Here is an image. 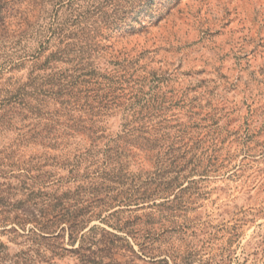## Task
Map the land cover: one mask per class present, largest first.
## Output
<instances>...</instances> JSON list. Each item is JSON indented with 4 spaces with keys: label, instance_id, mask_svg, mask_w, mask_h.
I'll return each mask as SVG.
<instances>
[{
    "label": "rangeland",
    "instance_id": "1",
    "mask_svg": "<svg viewBox=\"0 0 264 264\" xmlns=\"http://www.w3.org/2000/svg\"><path fill=\"white\" fill-rule=\"evenodd\" d=\"M138 112L168 134L161 151H185L177 178L144 185L153 158L121 126ZM107 145L122 174L101 196L155 189L89 221L133 231L135 254L110 264H264V0H0V264H81L50 250L31 263L10 217Z\"/></svg>",
    "mask_w": 264,
    "mask_h": 264
},
{
    "label": "trees",
    "instance_id": "2",
    "mask_svg": "<svg viewBox=\"0 0 264 264\" xmlns=\"http://www.w3.org/2000/svg\"><path fill=\"white\" fill-rule=\"evenodd\" d=\"M113 103L114 100L104 103L99 101L97 106L104 108ZM129 104H131L130 107L133 106V103ZM90 110L92 111L91 106ZM139 114L140 112L136 113L130 122L122 123L121 126L122 131L133 138V142L137 145L135 149L146 155L143 160L153 158L152 164H154L155 171L152 172V176L144 180V185L155 183V181L161 183L166 175L171 173H173L174 178H177L186 166L185 151L179 152V145L174 146L172 142L161 151V144H158V140L163 137L168 138V134L163 132L157 135L158 133L155 132L154 136H150L151 129L143 123V117ZM87 138L93 143L99 136L94 135V131H91ZM129 149L131 156H133L134 151ZM99 152L100 157L96 158L94 154H99ZM121 154L122 152H119L118 147L109 145L102 151L99 150L94 153L88 149L84 153L78 154L75 156V163L69 170L67 182L73 183L71 188L44 191L40 194L42 196L40 201L34 203L36 210L24 211L22 209L19 214L10 217L14 225L8 231L21 237L23 243L29 242L28 248L21 255L28 258L32 263V256L36 255L42 260L45 258V250H50L51 256L54 258L55 256H62L64 253H70L81 264H110L116 254L124 256L123 253H120L121 250H126L132 255L135 254L129 240L132 238L135 242L136 239L128 222L119 223V219H115L113 229L118 232L107 230L95 224L87 226L94 217L102 221L114 217L117 213L116 210L101 217V212L105 208L107 210L104 211H108V208L114 204L113 202L124 203L123 205H130V202L138 200L144 202L151 198L154 193L155 189L151 190L147 186L141 191L139 188L134 189L132 195L120 199H116L117 196H109L110 189L105 191V196H101L104 192L103 189H106V187L103 188L106 184L105 181L116 182L114 180L119 179L122 174ZM83 160H89L88 166L86 165L88 169H85L84 175H79V168ZM94 164V169L90 171L89 166ZM193 170H195V165L191 168V171ZM204 171L205 169H203ZM115 173L116 177L114 176ZM119 184L121 183L119 182ZM7 216L9 215L7 214ZM64 239H66L69 247L63 243ZM136 244L140 245V250L144 249L142 243ZM0 246L3 245L0 244ZM26 258L24 259L25 262L27 261Z\"/></svg>",
    "mask_w": 264,
    "mask_h": 264
}]
</instances>
